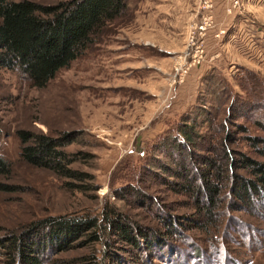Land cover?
I'll use <instances>...</instances> for the list:
<instances>
[{
	"label": "rangeland",
	"instance_id": "obj_1",
	"mask_svg": "<svg viewBox=\"0 0 264 264\" xmlns=\"http://www.w3.org/2000/svg\"><path fill=\"white\" fill-rule=\"evenodd\" d=\"M30 1L50 4L58 0ZM226 2L228 16L242 12L245 3L240 0V6L228 12L231 3ZM129 8L132 19L111 25L99 43L60 70L44 88L31 86L16 71L0 69V155L11 164L10 174L0 176V183L13 188L0 191V264L9 260L7 242L25 232L31 222L72 214L87 206L98 212L105 199L143 227L166 233L156 214L157 204L135 208L133 198L127 197V205L113 197V186L124 182L120 177L156 158L170 164L163 153L152 150L160 137L177 133L186 112L204 108L196 125L201 129V125L207 127L204 118L223 121L230 99L239 96L237 103L252 102L250 109L259 108L254 113L247 109L246 114L264 120V18L239 15L241 20L234 27L221 28L215 17V0L207 5L203 0H129ZM204 16L212 18L214 28L201 37L194 29ZM197 59L198 63L193 62ZM236 116L231 117L233 123L243 124L250 135L264 136L253 121ZM19 130L81 131L66 149L95 156L88 162L91 168H80L95 176L96 193L65 192L51 173L21 161ZM232 147L243 150L245 144L241 140ZM168 150L172 153V148ZM180 156L191 169L200 168L188 155ZM132 185L166 206L162 216L172 219L178 232L167 236L154 251L135 250L118 242L108 251L111 259L99 264H264V208L252 214L230 213L234 222L226 227L224 217L221 226L225 228L209 236L187 226L190 221L183 216L193 214L195 206L184 197L152 179ZM83 242L79 239L58 254L47 253V264H86L85 256H103L105 249L100 244Z\"/></svg>",
	"mask_w": 264,
	"mask_h": 264
},
{
	"label": "trees",
	"instance_id": "obj_2",
	"mask_svg": "<svg viewBox=\"0 0 264 264\" xmlns=\"http://www.w3.org/2000/svg\"><path fill=\"white\" fill-rule=\"evenodd\" d=\"M131 13L129 0H58L50 4L0 0V69L16 71L31 86L44 88L60 70L69 68L99 43L111 25L123 18L132 19ZM253 86L257 87L256 83L253 82ZM254 91L253 95H256L257 91ZM238 99L239 96L230 99L223 121L204 118L207 127L201 125V129L196 125L204 108L183 114L177 133L165 136V139L160 137L152 150L163 153L171 160L170 164L156 158L137 171L132 168L131 172L126 171L127 174L120 177L124 182L113 186V197L127 205V197L133 198L135 208L148 209V206L157 204L159 214H156L168 234L143 227L121 207L105 199L98 212L87 206L72 214L31 222L25 232L7 242L11 248L7 252V264H47V253L67 251L79 239L87 245L100 244L105 249L100 259L95 255L85 256L86 264H99L106 258L109 261L108 251L117 247L118 242L135 250L145 247L154 251L155 247H162V240L177 234L178 226L172 219L162 216L166 212L164 204L132 185L145 181V178L191 202L195 206L194 213L183 216L190 221L187 226L209 236L227 227L229 221L234 222L230 213L260 212L264 208V136L250 135L243 124L233 123L231 117L235 114L253 121L263 134L264 120L252 119L246 113L254 104H244L243 100L237 103ZM258 109L250 111L254 113ZM227 122L233 123V128L230 129ZM79 133L81 131L49 134L19 130L16 132L19 159L51 173L65 192L96 193L99 186L95 184V176L80 168H91L88 162L95 156L83 150L66 149ZM241 140L245 144L243 150L232 147ZM180 153L196 160L200 168L191 169ZM10 172V162L0 155V176L7 177ZM12 190L11 186L0 183V191ZM137 202L141 204L137 205ZM224 217L227 223L222 227ZM42 234L45 235L39 237Z\"/></svg>",
	"mask_w": 264,
	"mask_h": 264
},
{
	"label": "crops",
	"instance_id": "obj_3",
	"mask_svg": "<svg viewBox=\"0 0 264 264\" xmlns=\"http://www.w3.org/2000/svg\"><path fill=\"white\" fill-rule=\"evenodd\" d=\"M226 1L227 0H215V17L219 27L221 28L231 25L234 27L236 23L241 20L239 18L240 16L264 18V0H243L245 3H243L242 12L239 14H234L233 16H228L226 14ZM237 17L238 21L236 20Z\"/></svg>",
	"mask_w": 264,
	"mask_h": 264
},
{
	"label": "built area",
	"instance_id": "obj_4",
	"mask_svg": "<svg viewBox=\"0 0 264 264\" xmlns=\"http://www.w3.org/2000/svg\"><path fill=\"white\" fill-rule=\"evenodd\" d=\"M227 1H229L231 3L230 9L228 10V12H231L232 10H234V8L240 6V0H227ZM203 2L205 5H207L209 0H203ZM213 28H214V24H213L212 18L210 16H204V18L200 22V24L195 27L194 32H197L199 34V36L202 37L204 32H206L207 30H211ZM222 33H223V31H220V34H222ZM192 44L194 45L193 40H192ZM201 54H202V52H200L199 58L201 57ZM194 57H196L195 51L193 52V58ZM193 62L198 63L199 59L193 60Z\"/></svg>",
	"mask_w": 264,
	"mask_h": 264
}]
</instances>
